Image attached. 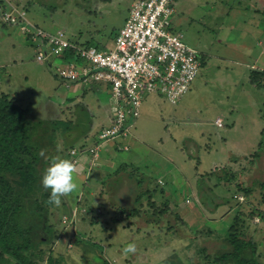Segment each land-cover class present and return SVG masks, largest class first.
Segmentation results:
<instances>
[{
  "label": "rangeland",
  "instance_id": "rangeland-1",
  "mask_svg": "<svg viewBox=\"0 0 264 264\" xmlns=\"http://www.w3.org/2000/svg\"><path fill=\"white\" fill-rule=\"evenodd\" d=\"M135 2L0 0V92L26 107L30 118L45 120L39 132L41 175L53 158L72 160L79 169L78 190L62 197L59 207L48 204L53 231L40 230L35 259L40 264H221L215 254L222 236L232 223L239 231L241 222L264 264V88L249 80L252 68L241 58L245 44L262 50L257 38L263 33L249 32L257 19L264 25V12H253L260 3L185 0L184 8L178 6L174 28L206 53L190 91L175 104L149 95L134 126L102 141L110 87L82 80L68 88L59 76L68 62L55 55L52 66L39 61L36 43L2 17L10 7L25 8L45 30L63 29L72 40L112 46ZM217 4L230 10L226 22H211ZM92 112L99 119L91 118ZM45 192L50 189L41 181L36 196L44 200ZM129 243L137 251L125 255Z\"/></svg>",
  "mask_w": 264,
  "mask_h": 264
},
{
  "label": "built area",
  "instance_id": "built-area-1",
  "mask_svg": "<svg viewBox=\"0 0 264 264\" xmlns=\"http://www.w3.org/2000/svg\"><path fill=\"white\" fill-rule=\"evenodd\" d=\"M176 1L136 0L116 32L113 45L106 48L76 44L63 29L45 30L20 7L3 10L2 17L6 23L20 26L36 43L39 61L52 64L55 55L68 62L59 72L68 88L82 80L110 87L111 123L100 132L102 141L134 126L149 95H162L175 104L190 91L198 76L202 67L200 51L172 27ZM68 51H75L72 59L66 58ZM222 122L221 118L216 120L219 126ZM91 151L98 157L95 148ZM71 153L77 154V149Z\"/></svg>",
  "mask_w": 264,
  "mask_h": 264
},
{
  "label": "trees",
  "instance_id": "trees-1",
  "mask_svg": "<svg viewBox=\"0 0 264 264\" xmlns=\"http://www.w3.org/2000/svg\"><path fill=\"white\" fill-rule=\"evenodd\" d=\"M72 41L82 46L92 45L89 40ZM74 52L68 51L66 58L72 59ZM250 78L264 88V70L252 69ZM29 114V110L15 102L8 93L0 92V264H10L11 261L40 264L35 259L39 254L37 236L41 229L53 231L48 223L50 192L44 193V200L36 196L43 178L40 173L43 155L40 153L44 146L39 132L45 128V120L32 119ZM244 190L250 195L252 188ZM238 219L236 217L234 221ZM243 228L240 222L238 231L236 224L232 223L222 236L223 246L215 254L217 263L262 264L257 242L246 235ZM53 261L54 258L49 256V262Z\"/></svg>",
  "mask_w": 264,
  "mask_h": 264
},
{
  "label": "crops",
  "instance_id": "crops-1",
  "mask_svg": "<svg viewBox=\"0 0 264 264\" xmlns=\"http://www.w3.org/2000/svg\"><path fill=\"white\" fill-rule=\"evenodd\" d=\"M256 2L259 4H261V6L259 7L260 9H257V8H255V11H253V12H255V13H261V12H264V0H256ZM184 5H185V0H177L176 2H175V14L173 15V18H172V27H173V29L175 30V31H177V32H180L182 35H183V33L181 32V31H179V30H177V29H175L174 28V19H175V15H176V11H177V7L179 6V8H184ZM214 7V10H212V11H210V17H211V22H212V20L214 19L215 20V24L216 23H218L219 21H221V23H223V22H226V20L224 19L226 16H229L230 15V10H227L226 8H224L223 6H221L220 4L218 5L217 4V6H213ZM251 7V6H250ZM249 7V8H250ZM253 16V15H252ZM255 16H253V18H254ZM126 18H127V16H126ZM126 18L124 19V23H125V21H126ZM263 18H264V16H263ZM181 20H180V17H178V20H177V24H180L181 22H180ZM124 23L120 26V27H122L123 25H124ZM182 24V23H181ZM180 24V25H181ZM58 30V29H57ZM65 31V30H64ZM249 32H253V33H255V34H260V33H263V37H264V25H263V21H261V20H259V19H257V25H256V29H254V30H250ZM67 33V32H66ZM263 37L262 38H257V40H258V45L259 46H261L262 47V50H261V52H259V53H257V51H256V49H250L249 48V45H247V44H245V43H242V44H239V45H237V47L238 46H240V47H242L243 46V44H245V49H246V51H245V53H244V56L243 57H241L242 58V60H244V62H245V64L248 66V67H251L252 69H260V70H264V39H263ZM114 39V38H113ZM183 39H184V35H183ZM114 41V40H113ZM224 42H226L227 44H232L231 43V41H230V39H228L227 37H224ZM106 44H108V43H104L103 45H101V46H104V48H106V47H108V46H110V44H108V45H106ZM192 46V45H191ZM194 47V46H193ZM99 48H101V47H99ZM194 48H196V49H198L199 51H200V53H201V57H202V64L205 62V58H206V53H205V50L204 49H201V48H197V47H194ZM243 58H245V59H243ZM50 64V66H52L53 64H51V63H49ZM260 64V65H259ZM250 76H251V74L249 73V80H251V78H250ZM101 86H103V85H101ZM104 86H106V85H104ZM77 89V88H76ZM76 89L74 90L76 93L75 94H77L79 91H76ZM85 93V92H84ZM83 93V94H84ZM151 96H154V95H151ZM74 98L75 97H73L72 98V100L71 99H69V101H71V102H73V100H74ZM71 102H70V104H71ZM98 112V111H97ZM99 113V112H98ZM98 113H96V112H92V114H91V118H98L99 119V115H98ZM94 114V115H93ZM96 115V116H95ZM106 117H107V122L105 123V124H107L108 123V125L111 123V110H110V113L108 114V115H106ZM218 119V117L216 118V120ZM222 119V118H221ZM83 134H86V133H83Z\"/></svg>",
  "mask_w": 264,
  "mask_h": 264
},
{
  "label": "clouds",
  "instance_id": "clouds-1",
  "mask_svg": "<svg viewBox=\"0 0 264 264\" xmlns=\"http://www.w3.org/2000/svg\"><path fill=\"white\" fill-rule=\"evenodd\" d=\"M44 155L43 150L40 153ZM79 174L78 166L69 159L53 158L49 167L46 169L42 178V185L45 189H50L48 203L59 207L61 198L67 197L78 190V184L75 181ZM137 251L134 243H129L124 249L125 255L135 254Z\"/></svg>",
  "mask_w": 264,
  "mask_h": 264
}]
</instances>
